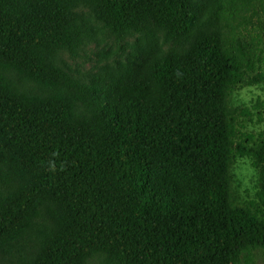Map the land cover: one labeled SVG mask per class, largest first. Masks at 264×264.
<instances>
[{
    "label": "trees",
    "instance_id": "obj_1",
    "mask_svg": "<svg viewBox=\"0 0 264 264\" xmlns=\"http://www.w3.org/2000/svg\"><path fill=\"white\" fill-rule=\"evenodd\" d=\"M83 7L138 33L85 80L59 63ZM252 86L264 0H0V264H257L264 130L232 102ZM238 158L258 169L252 200Z\"/></svg>",
    "mask_w": 264,
    "mask_h": 264
},
{
    "label": "rangeland",
    "instance_id": "obj_2",
    "mask_svg": "<svg viewBox=\"0 0 264 264\" xmlns=\"http://www.w3.org/2000/svg\"><path fill=\"white\" fill-rule=\"evenodd\" d=\"M79 12L85 18L86 35L83 43L76 53L68 51L61 52L59 56L60 65L74 77L85 80L88 72L99 64V54L104 51H113L114 56L110 61L124 59L130 51L131 44L137 38L138 33H130L120 36L109 30L102 22L93 18L89 10L80 8ZM232 102L235 106L250 107L255 112L253 121L248 122L249 129L254 132L264 130V122L259 120L258 104L264 112V86L241 87L233 95ZM264 116V113H262ZM234 185L240 193L242 200H252L255 198L259 188L258 169L253 166L249 158H238L234 167ZM99 258H94L90 264H98ZM257 264H264V249L256 253Z\"/></svg>",
    "mask_w": 264,
    "mask_h": 264
},
{
    "label": "clouds",
    "instance_id": "obj_3",
    "mask_svg": "<svg viewBox=\"0 0 264 264\" xmlns=\"http://www.w3.org/2000/svg\"><path fill=\"white\" fill-rule=\"evenodd\" d=\"M53 170H54V168H53Z\"/></svg>",
    "mask_w": 264,
    "mask_h": 264
}]
</instances>
